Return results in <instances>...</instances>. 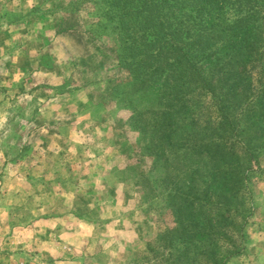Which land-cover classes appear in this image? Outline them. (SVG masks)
Returning a JSON list of instances; mask_svg holds the SVG:
<instances>
[{
  "label": "rangeland",
  "instance_id": "obj_1",
  "mask_svg": "<svg viewBox=\"0 0 264 264\" xmlns=\"http://www.w3.org/2000/svg\"><path fill=\"white\" fill-rule=\"evenodd\" d=\"M106 1L0 0V264L158 262L159 249L143 250L172 222L163 198L149 200L148 178L163 173L139 127L165 96L132 85L126 35ZM200 101L206 136L216 112L210 97ZM144 110L153 114L141 120ZM261 140L232 212L239 252L226 264H264V130Z\"/></svg>",
  "mask_w": 264,
  "mask_h": 264
},
{
  "label": "trees",
  "instance_id": "obj_2",
  "mask_svg": "<svg viewBox=\"0 0 264 264\" xmlns=\"http://www.w3.org/2000/svg\"><path fill=\"white\" fill-rule=\"evenodd\" d=\"M105 4L126 35L123 51L136 57H123L131 83L136 82L132 85H160L165 96V107L155 115L150 110L137 115L146 120V112L153 114V121L139 127L141 141H149L148 154L155 155L156 171L163 173L148 178L149 200L163 198L164 219L172 222L143 253L159 249L157 264H226L239 252L228 236L235 227L232 212L244 194L264 130V75L256 86L254 73L264 64V0ZM207 96L216 117L207 123L206 136H200L195 113ZM149 131L155 138L151 143ZM169 154L175 161L170 168ZM161 180L162 191L155 185Z\"/></svg>",
  "mask_w": 264,
  "mask_h": 264
}]
</instances>
